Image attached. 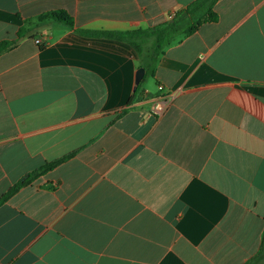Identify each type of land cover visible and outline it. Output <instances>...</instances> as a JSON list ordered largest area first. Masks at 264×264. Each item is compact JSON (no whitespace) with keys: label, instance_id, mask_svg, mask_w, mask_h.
<instances>
[{"label":"crops","instance_id":"0c3cea01","mask_svg":"<svg viewBox=\"0 0 264 264\" xmlns=\"http://www.w3.org/2000/svg\"><path fill=\"white\" fill-rule=\"evenodd\" d=\"M191 1L0 0V196L70 155L0 205V264H264V0H217L154 86L131 45L75 31ZM54 10L73 28L37 20Z\"/></svg>","mask_w":264,"mask_h":264},{"label":"trees","instance_id":"16d2710c","mask_svg":"<svg viewBox=\"0 0 264 264\" xmlns=\"http://www.w3.org/2000/svg\"><path fill=\"white\" fill-rule=\"evenodd\" d=\"M216 2L217 0H193L185 7L171 14L169 19L165 22L150 27L135 28L130 30H88L76 28L75 31L86 36L105 37L126 42L135 49L139 57L142 56L146 45L150 44V61L149 64L144 67L145 72L140 82L137 84L138 86L144 81L147 73L149 75H153L156 64L167 47L191 35L197 31L202 24L216 22L218 20V14L214 9ZM45 19L56 21L69 28H73L74 25L73 18L64 10L49 11L40 14L37 17V20L39 21ZM24 33L25 28H20L17 32V36H21ZM14 43V39L0 41V53L9 49ZM42 45L43 44H40V47H42ZM68 157H70V155L44 164L40 168L27 173L0 196V205L12 196L18 189L31 183L36 177L45 171L50 170ZM263 245L264 232L260 249L255 255H259L264 252ZM249 263L250 260L243 264Z\"/></svg>","mask_w":264,"mask_h":264},{"label":"built area","instance_id":"2783aa9c","mask_svg":"<svg viewBox=\"0 0 264 264\" xmlns=\"http://www.w3.org/2000/svg\"><path fill=\"white\" fill-rule=\"evenodd\" d=\"M38 42H40V40ZM159 89L161 91H164L163 86H159ZM169 95H170L169 92H165V91L161 94L160 100H158L154 104V111L155 112L159 113V112H161L163 110L165 104L169 100Z\"/></svg>","mask_w":264,"mask_h":264},{"label":"rangeland","instance_id":"374dc122","mask_svg":"<svg viewBox=\"0 0 264 264\" xmlns=\"http://www.w3.org/2000/svg\"><path fill=\"white\" fill-rule=\"evenodd\" d=\"M149 46H150V44H149ZM149 46H147L146 49L143 51V58H142L141 65H144V63H148L149 62V50L148 49L151 48ZM147 83L148 84H152V86H154L153 79L151 78V76L148 73L145 75L144 82H142L140 85L144 86Z\"/></svg>","mask_w":264,"mask_h":264},{"label":"water","instance_id":"95a60500","mask_svg":"<svg viewBox=\"0 0 264 264\" xmlns=\"http://www.w3.org/2000/svg\"><path fill=\"white\" fill-rule=\"evenodd\" d=\"M145 72V69L143 67H139L137 69V73H136V84H138L141 80V78L143 77Z\"/></svg>","mask_w":264,"mask_h":264}]
</instances>
